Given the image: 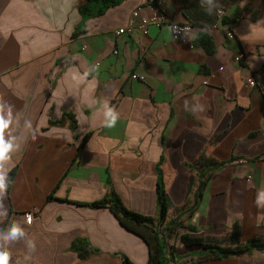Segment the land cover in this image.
<instances>
[{"label": "crops", "instance_id": "1", "mask_svg": "<svg viewBox=\"0 0 264 264\" xmlns=\"http://www.w3.org/2000/svg\"><path fill=\"white\" fill-rule=\"evenodd\" d=\"M84 1L0 0V114L12 116L4 184L16 167L0 195V251L9 264H121V255L147 264L146 242L109 208L75 201L111 187L127 208L155 216L161 157L166 221L180 217L195 226L190 236L217 246L264 242V0H161L169 20L192 25L185 43L165 25L116 33L136 9L149 14L146 0H124L73 35ZM236 17L228 39L225 24ZM201 153L224 164L195 212L179 216ZM13 224L23 235L5 241ZM75 239L97 251L79 258ZM174 247L182 264H264V248L222 258L178 239Z\"/></svg>", "mask_w": 264, "mask_h": 264}, {"label": "trees", "instance_id": "2", "mask_svg": "<svg viewBox=\"0 0 264 264\" xmlns=\"http://www.w3.org/2000/svg\"><path fill=\"white\" fill-rule=\"evenodd\" d=\"M124 0H85L78 5V12L81 20L73 35L81 34L85 28V22L88 18L104 14L110 7L123 2ZM197 42L207 53L213 51L210 37L205 33L197 36ZM88 134L84 135L82 143L86 140ZM163 157H161V161ZM160 163L156 165V214L155 216L146 215L127 208L121 197L112 189L108 188L106 194L90 202H76L91 208L107 207L118 219L119 223L127 230L139 235L148 245L149 257L147 264H182L177 263V250L171 240L178 239L183 246H201L203 250L218 257L226 258L237 256L244 253H250L252 250H262L264 242L249 240L246 243H239L234 246H217L206 242L202 237L190 236L189 232L196 230L195 226L184 224L180 217L166 221L169 202L166 196L163 172ZM224 162L216 161L214 158L201 153L195 162L190 165L197 174L196 186L193 189L194 182L191 181L188 187V194L191 193V199L188 198L179 216L186 215L190 217L198 208L203 196V191L214 171L223 166ZM16 167H13L5 176V184L8 186L15 174ZM182 230V231H180ZM71 249L76 251L79 258H86L96 249L88 246L87 242L75 239L71 244ZM121 264H135L127 256L121 255Z\"/></svg>", "mask_w": 264, "mask_h": 264}, {"label": "built area", "instance_id": "3", "mask_svg": "<svg viewBox=\"0 0 264 264\" xmlns=\"http://www.w3.org/2000/svg\"><path fill=\"white\" fill-rule=\"evenodd\" d=\"M147 1V8L150 10L149 14L146 16L139 15L138 9L133 11L131 18L128 22V25L126 27L119 28L116 33L122 34L125 32H130L134 27L139 28L143 33H147V28L149 25H154L156 27H161L162 25H165L168 30L170 31L171 38L173 41L178 43H185L187 41L185 35L188 33L192 25L189 23H178L176 21L169 20L166 16V13L164 10L161 9L160 4L161 0H146ZM223 10L219 9L218 13L223 14ZM239 20L238 17L234 18L233 21H230L225 24L226 32L225 36L228 39H233L234 33L232 31V26ZM116 52V51H114ZM243 58V54L239 53L234 57L235 61H238ZM131 79H139L144 80V76L137 75V74H131ZM247 84L249 86H254L256 84V78L255 76L250 77L247 79ZM27 215H30L29 212H24L23 217L24 219H27Z\"/></svg>", "mask_w": 264, "mask_h": 264}, {"label": "clouds", "instance_id": "4", "mask_svg": "<svg viewBox=\"0 0 264 264\" xmlns=\"http://www.w3.org/2000/svg\"><path fill=\"white\" fill-rule=\"evenodd\" d=\"M3 109L0 108V113H2ZM107 116L110 117V122L108 124V127H114L116 124L117 117L114 115V113L109 110L107 112ZM12 123V116H11V109H9L8 112V118L5 119L4 115L0 114V162L6 160L7 154L12 149V143L6 142L4 139L5 131L9 129L10 124ZM5 191V184H4V175L0 173V195H2ZM261 200H264V193L261 195ZM32 217L31 215H27V223L31 224ZM23 235L22 230L17 227L15 224H13L12 228L10 229L7 236L4 237L5 241H15L18 240L20 236ZM29 246L31 248H34V242L29 241ZM10 260V253L8 251H0V264H9Z\"/></svg>", "mask_w": 264, "mask_h": 264}, {"label": "rangeland", "instance_id": "5", "mask_svg": "<svg viewBox=\"0 0 264 264\" xmlns=\"http://www.w3.org/2000/svg\"><path fill=\"white\" fill-rule=\"evenodd\" d=\"M169 243H170V244H172V243H173V245H174V240H171Z\"/></svg>", "mask_w": 264, "mask_h": 264}]
</instances>
